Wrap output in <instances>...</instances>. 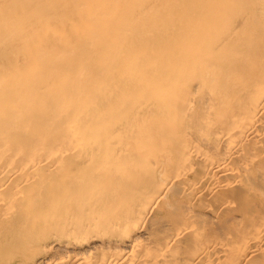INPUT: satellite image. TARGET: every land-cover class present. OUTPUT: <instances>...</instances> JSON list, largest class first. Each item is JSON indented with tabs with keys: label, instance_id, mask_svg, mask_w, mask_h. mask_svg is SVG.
<instances>
[{
	"label": "bare ground",
	"instance_id": "6f19581e",
	"mask_svg": "<svg viewBox=\"0 0 264 264\" xmlns=\"http://www.w3.org/2000/svg\"><path fill=\"white\" fill-rule=\"evenodd\" d=\"M1 2L0 25L1 22H3L5 26L13 27L16 20H18L22 21L26 26L23 29V35L18 38L20 42H18V40L16 41L15 38L14 40L6 39L0 47V80H5L7 74H12V70H14L16 66H19L20 63L23 64V58L26 56L27 52L32 49L34 50L33 52L36 53V56H38V54H44L43 52L47 50V47L54 52L63 48L65 44L69 47H79L81 39L78 33H82L84 25L89 27L87 21H89V17L93 13V8L95 7H93V0H67L65 3L64 0H4ZM123 2L124 0H103L99 5L97 4L98 10L104 11L112 5L122 6ZM129 2L128 11L123 16L119 30H115L109 26L110 28H107V32L104 34L105 36L100 38L99 30L90 29V36L85 38L89 44L81 45V51L79 50V53L71 61L72 68L74 67L77 69L81 65L86 67V78L84 76L81 82L77 80L79 82L78 86V83L73 85V80L65 81V85V82H62V80L61 82L63 85L57 82L64 73L61 69L63 63L61 58L55 60L54 67L56 73H52L54 75L53 81L57 82L54 84L57 85H47L46 87V83L43 80V78L46 77H43V74L39 71L37 72L35 68L37 72L35 75L37 81H41V79L44 81L45 84H43V87L45 85L46 91L44 90V95L39 93L37 96L38 100L43 103H40L43 115L36 117L39 129L32 128L27 131L29 137L33 138V148L27 150L19 159L16 158V154H13L11 157H7L6 160L4 159L3 163L0 164V256L5 252L3 249L4 252L2 253V247L5 242L7 244L9 234H14L13 236H16L15 239L17 241L13 237L12 238L18 243V246L16 243L14 250L7 251L8 254L5 257V262L2 260L3 256L0 258V264H17V254L20 251H27L30 248L28 247V241L25 240V236L35 235V233L38 232V226L43 228L42 230L46 232V234L43 232L45 235L52 231H56L58 228L57 226H59L58 230L69 233V235H74L79 225L85 223H81V217H85L89 212L94 213L96 220L92 217V220L89 221L88 219V221H86L88 222L86 226H93L100 223L101 219L98 218H101V208L105 209L103 211L104 214L108 210H111L110 206L104 207L103 205H97L96 202L98 198H95L96 202L87 201L86 204H82L79 207H71L69 209L68 207L61 208L62 213L59 212V215L54 213L52 218H50L51 222H49L47 218L43 220L40 217L42 212L41 209L43 210L47 207L43 206V203H40L41 205L39 203H34L37 208L36 210L34 209L36 215L33 213V215L29 217L30 219L27 218L24 219V221L20 219L24 213L25 203L27 202L26 200L23 202V199H21L26 188L24 183L28 181L30 184H33L31 186L39 183L41 184L42 177L48 175V173H43L44 169L48 167L45 163H51L48 162V160L51 159L54 163L58 164V166L64 168L71 165L72 161L79 162V160L75 158H79L84 162H87L86 160L91 158L92 152L82 147V144L84 145L91 141V135H87L89 138L86 137L87 139H85L82 137V133L87 131L88 127L86 128V123H89L88 130L90 131L91 128L92 131L99 122H102L100 118H103L102 115L104 113H102L101 110L98 111L102 106H107V110L111 111V114H115V116L117 114L120 115L117 125L116 119L113 120L116 121L115 123L113 122L116 126H111V136L104 135L106 139H104V142L101 141V143H104V149L102 148L103 150H100L102 151V155L106 156V159L107 157L115 159L123 157L128 161L132 160L134 166L137 167L141 165L137 163L142 162L144 163L143 165H147L146 168L149 167V164L152 165V168H154L153 165L160 166V164H165L167 165L165 167L168 168L171 166V170H169L166 177H162L163 180H161L160 187L157 191L155 204L158 207L164 202V197L169 191H171V193H174L175 190L179 191L177 194L178 196L176 195L177 191L175 193L176 196H172L173 203L171 202L168 204V207H170L169 209H172V206L176 204L174 202L180 201L181 196H183L180 195V192L186 189L185 196H187L186 194L189 192L190 196L188 195L187 197L189 199L191 197L190 200H192V198L199 196L202 188L212 184V190H222L224 192L223 200L225 202H230L232 205H237L238 199L245 198L248 193L262 189L260 188L261 186L259 187L257 185L258 183L253 175L254 172H252V170L254 168L252 169V163L264 157V0H129ZM148 5L160 10L158 13L159 15L155 18L151 27H148L146 24L142 25L143 23L139 25L137 21L138 18H142L143 16L147 17L145 11H147ZM126 6L127 5H125V7ZM95 8H97V6ZM2 11L3 14L1 15ZM42 21L47 23V26L50 25L53 28L56 26L60 27L59 25L61 22L64 23L66 28L62 31V38L60 40H54L51 33L46 30L47 27L45 26L46 28H44V25L40 24ZM111 22L113 23V20ZM0 28L2 27L0 26ZM149 28L151 29V33L148 32ZM33 30H37L42 34L41 36L43 37L41 38H43V40L41 43L32 44L30 43L31 41H27V36ZM35 39L36 38H34V40ZM67 55H69V53H67ZM33 57L35 58V55H33ZM36 61L38 60H35V64L37 63ZM43 61H45V59H43ZM48 62L52 64L53 60ZM91 63L93 64L91 65ZM108 65L113 66L109 69ZM33 67L36 66H32V68ZM38 68L41 69V65ZM25 69L29 70L28 67ZM43 69L45 70V67H43ZM96 70L99 71L97 77L101 78V84L99 83L101 85L99 87L102 89L100 101L97 100L98 95L96 93L99 84L97 86L92 84V82H97L93 81L94 78H91L94 76L93 72ZM120 72H122V75L119 76ZM116 74H118V77H116ZM72 75L75 74L72 72ZM23 76L25 75L23 74ZM26 76L28 77L30 75ZM28 80L26 79V83L25 80L21 82L24 83V88L32 91L31 89L33 88H29L31 85L28 84ZM30 80L32 81V79ZM50 81L48 82L49 84ZM13 83L11 84L12 86ZM34 83L37 84L36 81ZM19 84L20 83H18V85ZM39 84L37 86L38 88ZM26 89H22V92H25ZM40 89L41 86L39 90ZM128 91L131 95L127 102V106L120 109L117 104L118 97L126 94ZM14 92H16V89ZM38 92L40 91H37V93ZM142 95L147 96L145 97L147 100L142 104L144 109H140L139 112L134 110V113L132 109L137 105V102H140L142 98H144ZM5 98L7 99V97ZM6 99L3 98L5 101ZM13 100L12 102H14ZM15 101L18 107L21 106L19 108H28L23 104L21 98H16ZM40 104L38 103L37 105ZM163 105L168 108L166 107V110H162L161 107ZM158 107H160V109ZM29 109L30 108L27 110ZM152 113H154L152 116L146 115ZM163 116L165 118H163ZM149 117L155 120L148 119ZM106 118L109 120L110 116ZM147 120L150 122H146ZM83 121L84 125L82 128L81 122L83 124ZM163 122L164 125H161ZM129 130L137 131L135 136L138 140L144 142V147L140 153L134 150L135 145L130 143V139L127 135ZM163 132L167 135L165 136L166 138L162 146L159 148L160 151L156 149V151L160 153L161 158L159 157V161L158 159L156 160L155 157L153 160H155L156 163L158 162L155 164V161L153 162L150 159L152 152L148 150L150 149V145L157 146L160 139H162L160 135ZM23 135L25 134L23 133ZM94 135H96V133ZM1 140L3 141L0 143V150L8 148L9 140L7 136H3ZM114 142H116L114 146L117 144L115 146L116 148L131 144V147H128V153L125 152V154H123L121 148L117 150L114 146L112 147ZM146 144H149L147 145L148 147L145 146ZM114 149L117 151L114 152ZM146 149L147 151H145ZM48 151H52L53 153ZM247 151L253 153L247 156L245 155ZM67 152H71L73 156L71 153L68 154ZM66 153L69 157L66 156ZM236 153L238 156H236ZM49 154H55L54 158H50L49 156L51 155ZM145 158L149 159L146 160ZM127 160L125 161L126 163L128 162ZM194 161L198 163V167H200L199 170H197V168L195 170L193 167ZM123 162V160L122 162L119 161L121 165ZM100 165H98L99 168L101 167ZM104 165H106L105 162ZM98 166H96V169H98ZM113 166L114 164L112 167ZM119 166L120 165L116 166V168ZM50 167L49 165V171ZM254 167L257 172L263 173V166L261 163ZM86 168L88 167L86 166ZM55 169L57 170L58 168ZM90 169L92 168H89V170ZM100 169L103 170L102 168ZM117 169L120 171V168ZM133 169L134 167L132 170ZM151 171L154 170L151 169ZM50 172L54 173L55 170ZM89 172L90 171H88V175ZM92 173L90 174L92 175ZM109 173L111 174V172ZM112 173L114 174L113 171ZM75 174L76 173H73L72 176ZM77 174L79 176L81 173ZM49 175L52 176L51 173H49ZM50 176L47 177L50 178ZM62 176L59 177L62 178ZM72 176L69 173L66 179L71 180ZM47 177H45V179ZM59 177L57 175V178ZM119 177H121V174ZM242 178L244 184L241 183L242 186H240V188L236 187L238 189H234V187L240 183L237 181ZM111 179L109 181H111ZM121 179L122 178H119L118 180ZM263 179L261 181H263ZM97 180H99V177ZM123 181L124 180H122V182ZM116 182L114 184H116ZM262 185L264 186V184ZM45 186L47 185H42L40 191H42L43 187L46 189ZM83 187L85 188V186ZM35 189L37 188L35 187ZM36 191L39 192L38 190ZM107 191L105 190V192ZM262 193H264V189L261 194ZM20 195V201L14 200V197ZM110 197L112 198V196ZM113 197H115V195ZM39 198L40 197H38V200ZM189 205L188 203V206ZM207 205L205 207H207ZM17 208L22 212L20 211L21 213L14 216ZM184 208L186 209V207ZM152 209H154V207ZM150 210L147 211L146 214L144 213V222H147L146 220ZM165 213L164 211L162 216L168 215L167 213L165 215ZM199 214L198 218L202 216V219L207 215H205L203 209L200 210ZM68 215H71L72 218ZM37 216L41 219L40 223L35 220ZM208 216L209 215H207V217ZM68 218H70V220H67ZM167 218L170 219V222L173 220L174 223L171 224L175 225L177 221H182L181 218H172L170 215ZM235 219H237V217ZM25 221H27L26 225H24ZM111 222V220L104 219L102 224L112 225ZM19 224L23 225L18 227ZM143 226L141 225V227ZM256 227V231L258 232L256 233L260 234V228H264V221ZM198 228L197 218H192L187 224H182L176 229L172 228L173 231L169 238L166 239L163 244L158 243L157 252L152 251L153 246L151 248V244L149 243L151 240H147L149 235L146 239L149 244L147 242V244L143 243L144 240L142 239L146 237V234L143 232L140 233L139 230H137L138 228L136 229V233L120 242H116L114 239H111V241L109 239H104L95 243L91 238L85 240L84 246L86 247H82V245L80 248L75 246V248H71L70 244H67V247L64 245V247L59 248L60 250L62 249L61 251H64L65 254L62 253L59 255H56L57 252L55 251L57 248L54 246V243L49 242L50 244L42 245L44 241L41 242L38 240L39 242H37V245L39 246L38 248L41 254L37 257L26 256L23 264H178V262L176 263L173 261V263L172 261H168L167 255H169V253L167 254V252L170 250L169 247L174 243V239L175 241L177 240L178 235L181 234L183 236L188 230L193 233V231L198 230ZM154 233L156 234V232ZM182 236L181 238H183ZM250 238L248 237V239H246L244 237L241 239L239 243V255H244L241 254V251L244 252L247 249H250V252L261 249L263 252L261 259L259 261L253 260L252 263L264 264V242L262 237V240L260 237L256 239L254 237V239ZM153 239L154 238H152V240ZM8 243L10 244V242ZM72 245L74 244L72 243ZM152 245H154V242ZM227 245H229V242L224 240V238L223 240H217L216 238L208 242L204 248L202 247L203 249H200L201 251L199 250L200 252H198V254L194 253L195 256L192 255L193 257L187 259L188 255L183 254L186 258L179 263L227 264L224 257L227 255L226 257L228 259L229 255L226 249L228 248L227 250H229L231 247V245L230 247ZM175 261L177 260L175 259Z\"/></svg>",
	"mask_w": 264,
	"mask_h": 264
},
{
	"label": "rangeland",
	"instance_id": "374dc122",
	"mask_svg": "<svg viewBox=\"0 0 264 264\" xmlns=\"http://www.w3.org/2000/svg\"><path fill=\"white\" fill-rule=\"evenodd\" d=\"M1 1H4V0H0V5L2 4ZM66 1L64 0V3ZM101 1H103V0H93V2H94L93 7L94 6L95 7L97 6V8H95V7L93 8V13L89 17V21H87V23H88L87 25H89L90 28L88 26L84 25L83 30H82V33H78L79 36H80V39H81V41H80L81 44L79 45V47L78 46L69 47L67 44H65V46L63 48H60V50L55 51V52L52 51V50H50L47 47V50H45L43 52L44 54H42V55L40 54L41 56L39 54H38V56H36V53H34L33 52L34 50L32 49L29 52H27L26 56L23 58V60H22L23 61L22 62L23 64L20 63L19 66H16V68L14 70H12V74L11 73L10 74H7V76L5 77V80H0V109H1V113H0V140L3 138V136H7L8 140H9V143H8L9 147L6 148V149L0 150L1 151L0 152V161H1L0 164L3 163V160L4 159L6 160L7 157H11L13 154H16L15 155L16 158L19 159L21 156L24 155L25 152H27V150H30L31 148H33V144H34V142H32L33 138L29 137L27 131H29V129H32V128L39 129L38 122H36V117L39 116V115H43L42 112H41V110H42L41 109V107H42L41 104H43V103H41V101L38 100V97H37L38 94L39 93H42V95H44L43 92L46 91L47 85L48 86H50V85H53L54 86V85H57V84H54V83H57V82H60V84L63 85L62 82H65V81L67 82V80H71V81L73 80V82H72L73 85H75V84L78 83L77 84V86H78L79 85V82H81V80L83 79V77L85 76V78H86V67L84 65H81L77 69H75L74 67L72 68L71 61L79 53V50L81 51V49H80L81 48L80 47L81 45H83V44H89L85 40V38L87 36H90L89 35V33L91 31L90 29H94V30L97 29V30H99V37L100 38H102V37L105 36L104 34L107 32V28H110L111 27V28H114L115 30H119L120 25H121L122 20H123V16L128 11V7L130 5L129 0L128 1L127 0H124L123 5H122L123 7L122 6H119V5H112L111 6L112 8L109 7L110 9L108 8V9H106L104 11L98 10V5H99V3ZM138 3H139V1H138ZM125 5H127V6L125 7ZM113 6H115V7H113ZM146 10L147 11H145V12L147 13V17L143 16L142 18H138L137 21H138V24L139 25H141L143 23L142 25H145L146 24L148 27H151L152 24H153V21H155V18L159 15L158 13L160 12V10L159 9H156V8H152L150 5L147 6V9ZM119 11H120V13H119ZM155 12H157V13H155ZM106 13H108V14H106ZM2 14H3V11L1 12V15ZM106 15H107V17H106ZM112 20H113V23L111 22ZM147 22H149V23H147ZM40 24L41 25H44V28L47 27L46 30H48L51 33V36H53L52 38L54 40H60L62 38V31H64V28H66V26L62 22L59 25L60 27L56 26L54 28L51 27L49 24H48L49 26H47L46 25L47 23H45L43 21L40 22ZM0 26L2 27V28H0V47H1V45L3 44V42L6 39H13L14 40V38H15V40L17 41L18 38H20V36L23 35L22 34L23 33V29L26 26V24H24L22 21L16 20V23H15V25L13 27L5 26V24H3V22H1V25ZM106 26H108V27H106ZM61 27H63V28H61ZM148 32L151 33V29L150 28L148 29ZM41 35L42 34H40V32H38L37 30H33L27 36V41L28 40H29L28 42L31 41L30 43H32V44L41 43L42 40H43V38H41L43 36H41ZM34 38H36V39L34 40ZM93 41L95 42L94 39H93ZM18 42H20V41L18 40ZM67 53H69V55H67ZM33 55H35V58L33 57ZM60 58L63 61L61 69L64 71V73H63L61 79H59L56 82V81H53V76H54L53 74L56 73V69L54 67V62H55V60L60 59ZM34 59L35 60L37 59L39 62L36 61L37 63L35 64V60ZM43 59H45V61H43ZM24 60H25V62H24ZM52 60H53L52 64H49L48 61L51 62ZM42 61H43V63H42ZM66 64H68V65H66ZM92 64L93 63H91V65ZM40 65H41V69L42 70L40 68H38V67H40ZM65 65H66V67H65ZM26 66L28 67L29 70L25 69V68H27ZM32 66H36V67H33L32 68ZM112 66L113 65H108V68L110 69V67H112ZM43 67H45V70L43 69ZM46 67H48V68H46ZM0 68H1V63H0ZM35 68L37 69V72L39 71L41 74H43V77H46V78H43V80L45 81L46 84L44 83V81L42 79H41V81L40 80L37 81V78L35 76L37 74V72L35 71ZM31 69H32L33 72L31 71ZM113 70L116 71L115 69H113ZM34 72H36V73H34ZM72 72L75 75H72ZM98 72L99 71H97V70L94 71L93 72L94 73V76L91 77V78H94L93 81H96L97 82V83H93L92 82V84H94L95 86H97L99 83L101 84V78L100 77L99 78L97 77L99 75ZM49 73H50V75H49ZM23 74L25 76H23ZM76 74H77V76H76ZM26 75H30V76L27 77ZM120 75H122V72L119 73V76ZM12 76H13V78H12ZM116 77H118V74H116ZM63 78L66 79V80H64ZM26 79L27 80L29 79L28 80V84L31 85L29 88L30 89L33 88V89H31L33 91V93H32V91H29L26 88H24V83H22V82H24V80H25V83H26ZM30 79H32V81ZM75 79H76V83H75ZM61 80H62V82H61ZM2 81H4V82H2ZM35 81L37 82V84L34 83ZM49 81H50V84L48 83ZM66 82L64 83V85L66 84ZM12 83H13V86L14 87L11 85ZM18 83H20L22 86L20 84L18 85ZM38 84H39V88L41 86V89L40 90L37 87ZM43 84H45L46 87H45V85L43 87ZM100 84L97 87V91L95 90L96 93H97V95H98V97H97V100L98 101H100V95L102 94V89H100V87H99V86H101ZM9 89H10V91H9ZM15 89H16V92H14ZM17 89H19V90H17ZM22 89L23 90L26 89L25 92H22L23 91ZM35 89H36V91H35ZM130 90H131V88H130ZM17 91H18V93H17ZM37 91H40V92L37 93ZM20 92H22V93H20ZM29 92H31V93H29ZM3 94H4V97H3ZM5 94H7V95L9 94V95L7 96ZM12 94H13V96H12ZM24 94H25V97H24ZM130 95H131V93H129V91H128L126 94L118 97V103L117 104H118V107L120 109H122L125 106H127V102L129 101ZM5 97H7V99ZM142 97H144V98H142V100L140 102H137V105H135L133 107V109H132L133 112H134V110H136V111L139 112L140 109L141 110L144 109V106L142 104H144L145 101L147 100V99H145V97H147V96L146 95H142ZM3 98L6 99V101L3 100ZM16 98H21L23 104H25V106L28 107V108H30V109L27 110L28 108H24V109L19 108L21 106L18 107V105L16 104V101H15ZM12 100L14 102H12ZM83 101H84V99H83ZM38 103L39 104L41 103V104L40 105H37ZM166 107L167 106H164L163 105L161 108H162V110H166ZM158 108L160 109V107H158ZM107 109H108L107 106H102L101 109L98 110V111L101 110V112L104 113V114L102 115L103 118H100L102 122H99L98 123L99 125L97 124V126H95V129L96 130L93 128V130L91 131V128H90V131H91L90 132L88 130L89 129V123H86L85 124L86 125V128L88 127L87 128V131H85V133L84 132L82 133L83 134L82 137L85 138V139L89 138V137H87V135L88 136L91 135L90 136L91 137V141L87 142L86 143L87 145L86 144H84V145L82 144V147H85L84 149H89L92 152L91 158L90 159H87L86 160L87 162L81 161L79 158H75L76 160H79V162L76 161L75 159H73L76 162L72 161L71 162L72 164L70 163L71 165H68V166H66L64 168L63 167L61 168L60 166H58V164L54 163V161H52L51 159L48 160V162H51V163H45V164L48 167L50 165L51 166L50 167V171L55 170V172L54 173L50 172L49 171V168L46 167V169H44V172L43 173H46V174L48 173V175H46V176L44 175L42 177L41 184L42 185H47L49 187L45 186L46 189H44V187H43V189H44V192H43V189H42V191H40L41 188H42V185L40 183L39 184H35L34 186H31L33 184L32 183L30 184L28 181H26L24 183L26 188H25L24 194L22 195V198L21 199H23V202H25V200L27 202L25 203V208L23 210V212L25 214L23 213L22 216H21V218L20 217L19 218L24 221V219H27V218L31 217L33 215V213L35 212V210L37 209L36 208V204H34V203H39V204L40 203L41 204L43 203L42 205L45 206V207H47V208H45L43 210L41 209L42 212L40 214V217L43 220L45 218H47L49 220V222H51V219L50 218H52V215L54 213H57L58 215L60 213H62L61 212V208H67L68 207V209H69L71 207L72 208L79 207L82 204H86L87 201L88 202H92V201L93 202H96V199L97 198H98L97 199L98 201L96 202L97 205H103L104 207L110 206L111 207V210H108L104 214L103 211L105 209L101 208L102 209V212H101V215H100L101 218H98V219H101L100 220V223L97 224V225H93V226H86L87 225L86 223H88L86 221H88V219H89V221L92 220V217L96 220V216L94 215V213L89 212L85 217H81V219H80L81 220V223H83V222H85V223L79 225V227L77 228V230H75V234L74 235H69V233L62 232L61 230H58L59 226H57L58 228L56 229V231H52V232L48 233L47 235H45L46 232H44L42 230L43 228L41 226H38L39 227V228L37 227L38 228V232H36L35 235H30L28 237L25 236V240L28 241V243H29L28 244V247H30V248L27 251H24L23 250V251H20L17 254V262H18L17 264H19V263L20 264H23V262L25 261V257L26 256L37 257V256H39L41 254L40 253L41 251L38 248L39 246L37 245L38 244L37 242H39L38 240H40L41 242L44 241L42 243V245L54 243V246L57 248L56 251H55V252H57L56 255L57 254L59 255V254H62V253L65 254V252L64 251H61L62 249L60 250V248H59V247H64V245L66 246L67 244H70V247L71 248H75V247L80 248V246H82V245H83L82 247H86V246H84L85 240L86 239H91V238L94 240L95 243H97V241H101V240H104V239H106V240L109 239L110 241H111V239L112 240L114 239V241L120 242L123 239L125 240L129 236H131L134 233H136V229L137 228H138L137 230H139L140 233L143 232V233L146 234V237L142 239V240H144L143 243L144 244H147L148 243L146 241V239H147V237L149 235V237H148L147 240H149V239L151 240V241H149V243L151 244L150 245L151 248L153 246L152 251L153 252H157L158 251L157 250L158 249V245L159 244H163V242L166 239L169 238V236L172 234L171 232L173 231V229H176L177 227H180L182 224L183 225L184 224H187L192 218H194V219L197 218L198 225H199L198 230H194V231H196V232L193 231L194 234L190 230H188L187 232H185V235L183 234V236L180 234L183 238H181V236L178 235L177 236V240H176L177 242L174 239V243L169 247L170 250L167 252V254L169 253V255H167V258L169 259V260L167 259L168 261H172V262L174 261L176 263L178 262V264H185V262L179 263L181 260H184L186 258L185 255H188L187 256V259L189 257L195 256L194 253L195 254H198V252H200L208 242H211V241L215 240L216 238H217V240L218 239L219 240H221V239L223 240V238H224V240H226L227 242H229V245H227V246L230 247V245H231V247L229 248V250H227L228 248L226 249V251H228L227 254L229 255L228 256V259L226 257L227 255H225V257H224V259H226V261H227V264H239V263H241V264H249L250 263L251 264L253 262V260L254 261H257L258 260L259 261L261 259L262 255H263V252H262L261 249H258V250L256 249L253 252H250V249H247L244 252L241 251V254H244V255H239L240 254L239 253L240 252V246H239L240 244L239 243L241 242V239L242 238L245 237L246 239H248V237L250 238L252 235L253 236L251 238L254 237L255 239L256 238H259V237L261 239V237H262L263 242H264V228H260L261 229L260 234H257L258 232L256 231V228H257L256 226H258L260 223H263V221H264V219H263V211H264V201L263 200H264V193L261 194V192H263V189H264V186L262 185V184H264L263 183V181H264V179H263L264 178V157L263 158H260V159H257L256 161H254L252 163L253 164L252 165V169L254 168L252 170V172H254L253 175H254V177L256 179V182L258 183L257 185L259 187L261 186L260 188H262V189H258L257 191H252V192L248 193L247 196H245V198L238 199L237 205H232L230 202H225L223 200V193L224 192L222 190H220V189L217 190V191H216V189H215V191L212 190V184H210V185L205 186L204 187L205 189L202 188L199 196L198 197L196 196V197L192 198L193 201L190 200L191 197H190V199L187 197L189 195V192H188V194H186L187 196H185V191H187V189L185 191H183L184 193L183 192H180L181 193L180 195H183L184 197L181 196L180 201L174 202V203H176L174 205L177 206V209H176V206H174V205L172 206L174 209L173 208L172 209H169L170 207H168V204L171 203V202L173 203L172 196L175 197L179 193V191L178 190H175L174 193L173 192L171 193V191H169L168 193H166V195L164 197V202L158 207L155 204L157 191H158V188L160 187L159 185L161 183V180H163V178L166 177V175L169 173V170H171V166H169V168H170L169 169L168 167H165L167 165L160 164V166L153 165L154 168H152V165L149 164L148 165L149 167L146 168L147 165L146 164L143 165L144 163L140 162V163H137V164H141V165L139 167H137V166H134V163H132V160L131 161L130 160L128 161L127 159H124L123 157L120 158V159L118 157H117L118 159H115V158H112V157H110V158L107 157V159H110V160H107L106 159V156L102 155V151L100 150L102 148L104 149V143H101V141L104 142V139H106V137H104V135L105 136H111V134H112L111 131H110L111 130V126H116L117 123L119 122V119H120V117H119L120 115L119 114H117L115 116V114H111V111H109ZM35 110H36V112H35ZM105 114L108 115V116H106ZM153 114L154 113H152V114H146V115H151L152 116ZM44 116H46V115H44ZM109 116H110V119L109 118L108 119L111 120V121L107 120V118H106V117H109ZM163 118H165V117L163 116ZM100 119H99V121H100ZM115 119H116L117 122L116 121H113ZM148 119L155 120L152 117H149ZM148 121L149 120H147L146 122H148ZM105 122H106V126H105ZM113 122L114 123L116 122V125ZM83 125H84V121H83V124L81 122L82 128H83ZM146 125H147V123H146ZM161 125H164V122ZM36 126H38V127H36ZM97 127H99V128H97ZM13 128H15V129H13ZM105 128H106V130H105ZM9 129H11V130H9ZM102 129H104V130H102ZM88 131H89V133H88ZM103 132H104V134H103ZM136 132L137 131H135V130L134 131H130L129 130L127 132V135H128V137L130 139V143H132V144L135 145V146L132 145V146H134V150L139 151V153H140V151H142V148L144 147V145H143L144 142L138 140V138L135 136L136 135ZM23 133L25 135H23ZM95 133H96V135H94ZM20 135H21V137H20ZM166 135L167 134L164 133V132L160 135V138H162V139H160V142L157 144V146L156 145H150L149 146L150 149L148 151L149 152H152V155H150V159L153 162L155 161V160H153L155 157H156L155 158L156 160L158 159L160 161V158H161L160 157V153L157 152V151H160L159 148L162 146L163 142L165 141L164 139L166 138L165 137ZM2 141L3 140H1L0 143ZM115 143L116 142L113 143L112 147L114 146ZM130 145L131 144L125 145V147L123 145V146L118 147V148H116L114 146V148H116L117 150L119 148H121L122 149L121 150L122 153L125 154V152L128 153V147L130 148L131 147ZM147 145H149V144H146L145 146H147ZM123 147H124V150H123ZM153 148H155V149H153ZM116 149H114L113 151L116 152L117 151ZM156 149H157V151H156ZM145 151H147V149ZM48 152L53 153L52 151H48ZM67 153L70 154L71 152H67ZM67 153H66V156L69 157V155ZM246 153L247 154H245V155L248 156V155H250L253 152L247 151ZM49 155H51V156H49L50 158H54V156H55V154H49ZM71 155H72V153H71ZM236 156H238L237 153H236ZM148 159H146V160H148ZM95 160H96V162H95ZM122 160L124 162L121 165L119 163V161L122 162ZM126 160L128 161L127 163L125 162ZM100 162H101V165H100ZM104 162L106 163V165H104ZM133 162H134V160H133ZM196 162H197V160H196ZM196 162L194 161V163H193L194 166L193 167L195 168V170H196V168H197V170H199L200 167H198L199 165ZM82 163H83V165H82ZM157 163L155 161V164H157ZM260 163L263 166V173L262 172H259V171L257 172V170H255V167H254L256 165L258 166ZM75 164H76V166H75ZM97 164L100 165L101 166L100 168H102L103 170H101ZM111 164L112 165L114 164V166H113L114 168L112 167ZM73 165H74V167H73ZM118 165H120L119 167H117V168H120V171H119V169L116 168V166H118ZM125 165L128 166V167H126ZM195 165H196V167H195ZM77 166H78V168H77ZM86 166L88 168H86ZM96 166H98V169H96L97 168ZM67 167H68V169H67ZM110 167H111V169H110ZM133 167H134V169H133L134 171L132 170ZM55 168H58L57 169L58 172H57V170ZM89 168H92L94 170H92V169L89 170ZM151 169H153L154 171H151ZM67 170L69 171V173H70L71 176H72L73 173H76V174L77 173H79V174L81 173L80 174L81 176L80 175L78 176V174L77 175L75 174L74 176H72L71 180H67L66 178L69 175V173H68ZM86 170H87V172H86ZM109 170H111V171H109ZM59 171H60V173H59ZM71 171H73V172H71ZM88 171H90L89 172V175H88ZM93 171H96V172H93ZM108 171L111 172V174ZM112 171L114 172V174L112 173ZM56 172H57V174H56ZM115 172H117V173H115ZM118 172L121 174V177H119L120 174ZM49 173H51L52 176H50ZM90 173H92L93 176ZM54 174H56V175H54ZM61 174L62 175L64 174L65 176L64 175L62 176ZM112 174L115 175L116 177L113 176ZM57 175H58V177L59 176H62V178L61 177L57 178ZM117 175H118V177H117ZM47 176H50L51 180ZM45 177H47V178L45 179ZM79 177H80V179H79ZM98 177H99V180H97ZM260 177H261V179H260ZM119 178H122V179L121 180H118ZM83 179H85V180H83ZM110 179H111V181H109ZM262 179H263V181H261ZM122 180H124V181L122 182ZM114 181L115 182L117 181L119 183L116 182V184H114L115 183ZM66 182H68V183H66ZM237 182H240V183H238L234 187V189L236 187H239L240 188V186H242V184H244L243 183L244 182L243 178L242 179H239ZM45 183H47V184H45ZM107 183H108V185H107ZM120 184H121V187H120ZM50 185H52V186H50ZM55 185H57V186H55ZM82 185L85 186V188ZM30 186H31V188H30ZM115 186H116V188H115ZM35 187L37 189H35ZM106 188H108V189H106ZM236 189H238V188H236ZM32 190H34V191H32ZM36 190H38L39 192H37ZM105 190L106 191L108 190V191L105 192ZM176 191H177V193H176ZM41 192H43V193H41ZM106 193H109V194H106ZM175 193H176V195H175ZM79 195H81V196H79ZM114 195H115L116 198L113 197ZM37 196L40 197V198H42V199L39 198V200H38V197ZM110 196H112V198H114V199H112ZM20 197H21V195L20 196H17V197H14V200H16V201L19 200L20 201L21 200V199H19ZM35 197H36V199H35ZM108 197L111 198V199H109ZM47 198H48V200H47ZM109 200H110V202H109ZM220 201H222V202H220ZM242 201H243V203H242ZM153 202H154L155 205L153 204ZM188 203L190 204L189 205L190 207L188 206ZM208 203H210V204H208ZM220 203H222V204H220ZM206 205H207V207H205ZM148 206L150 208L153 206L154 209H152L153 208L152 207L151 210H150V208ZM184 207H186V209ZM148 208H149L150 212H149L148 217H147V220H146L147 222H144V220H143L144 217L143 216H144V213L146 214L147 211H149ZM191 208H192V210H191ZM136 209H137V211H136ZM202 209H203V212L205 213V215L209 212L207 214L209 216L207 217V215H206V216H204L205 218L203 217V219H202V216L198 218V215H200L199 214L200 213V210H202ZM20 211L21 210H19L17 208V210L15 211L17 214L15 213L14 216L15 215H18L19 213L22 212V211L21 212ZM164 211L168 215H166V213H165L166 216H162L164 214ZM222 211H223V213H222ZM169 215L172 218H178L179 217V218H181L182 221L181 222L180 221H177L176 222V225L175 224H171V223H174V221L171 220V222H170V219L167 218V217H169ZM68 216L70 218H72L71 215H68ZM40 217L38 218V216H37L36 217L37 219H35L36 221H38V223L41 222L40 221L41 220ZM236 217H237V219H235ZM70 218H68L67 220H70ZM104 219L111 220L112 221L111 222L112 225H104V224H102ZM143 222H144V226H146V227L143 226ZM26 224H27V221H25L24 225H26ZM131 224H132V226H131ZM22 225L23 224H19L18 227H20ZM138 225H139V227H138ZM141 225L143 227H141ZM175 226H177V227H175ZM152 228H154V229H152ZM140 230H142V231H140ZM150 230L151 231L153 230V231L151 232ZM154 230H156V231H154ZM154 232H156V234ZM255 233H256V235H255ZM13 235L14 234H9V236H8V242H10L11 245L8 242H7V244L5 242L4 243V246L1 245V246H3L2 247V253L5 250V252L3 253V255L1 254V256H0V258H2V256H3V258H2V260H4L3 262H5V257L8 254L7 251L14 250L15 249V246H16V243H17L16 241L17 240L15 239L16 236L14 237ZM245 235H247V236H245ZM179 237H180V239H179ZM152 238H154V239L152 240ZM159 239H160V241L162 243L159 241ZM181 239L182 240L184 239V240L182 241ZM71 240H73V241H71ZM152 241L154 242V245H152L153 244ZM155 241H156V244H155ZM63 242L64 243L66 242V243L64 244ZM175 242H176V244H175ZM72 243L74 245H72ZM188 245H190V246H188ZM17 246H18V243H17ZM232 247H234V248H232ZM177 248H178V250H177ZM155 249H156V251H155ZM230 249H231L232 253H231ZM235 252H236V254H235ZM245 252H246V254H245ZM183 254H185V255L183 256ZM20 259H21V261H20ZM175 259L177 261H175Z\"/></svg>",
	"mask_w": 264,
	"mask_h": 264
}]
</instances>
